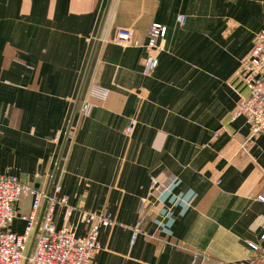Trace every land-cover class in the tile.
<instances>
[{"label":"crops","instance_id":"0c3cea01","mask_svg":"<svg viewBox=\"0 0 264 264\" xmlns=\"http://www.w3.org/2000/svg\"><path fill=\"white\" fill-rule=\"evenodd\" d=\"M107 1L0 0L1 174L47 192ZM156 22L167 33L150 50ZM120 27L135 44L114 42ZM263 28L264 0H112L84 89L107 96L76 114L55 180L57 227L83 235L82 211L113 214L91 264H264L250 246L264 248V134L234 114L248 94L236 72ZM152 175L195 194L170 231L156 223L162 204L143 203L161 190ZM32 201L16 203L10 230L24 231Z\"/></svg>","mask_w":264,"mask_h":264},{"label":"built area","instance_id":"2783aa9c","mask_svg":"<svg viewBox=\"0 0 264 264\" xmlns=\"http://www.w3.org/2000/svg\"><path fill=\"white\" fill-rule=\"evenodd\" d=\"M180 24H184L186 16H177ZM167 33V26L161 23H153L149 29L147 47L161 50L163 40ZM114 42L122 46H132L136 43L134 29L120 27L117 29ZM159 59L149 53L145 59L143 71L152 74L158 67ZM236 75L243 79L248 89V94L243 96L234 112L235 116H244L251 127L252 136L264 134V28L261 29L255 39L254 46L248 56L242 59ZM107 90L98 84H92L84 92L77 115L89 116L95 106L92 98L104 100ZM181 180L172 175L165 181L158 176H151V192L161 188L155 196V202L143 200L148 207L156 203L162 204L156 223L164 230L170 231L172 224V210L174 206L183 209L192 205L195 194L192 190L178 191ZM61 190V183L57 181L53 185V193L50 194L46 210L42 216L39 231L32 249L28 264H91L92 256L100 248L99 234L102 227L114 223V217L110 211H82L81 219L87 229L83 235L77 234V228L73 224L57 227L54 222V210L56 194ZM31 196L32 207L28 214L21 217L25 220V229L22 233H16L9 229L13 220L18 216L16 203L23 196ZM46 192L35 188L17 176H8L0 173V264H24L27 249L38 222L39 211L42 208ZM260 199H264L262 195ZM72 213L71 208L66 210V218ZM140 223L134 228L132 242H134ZM264 239V234L262 235ZM255 251L264 253L255 243H250Z\"/></svg>","mask_w":264,"mask_h":264},{"label":"water","instance_id":"95a60500","mask_svg":"<svg viewBox=\"0 0 264 264\" xmlns=\"http://www.w3.org/2000/svg\"><path fill=\"white\" fill-rule=\"evenodd\" d=\"M111 2H112V0H108L107 1L106 8L104 10V13H103V16H102V19H101V22H100V25H99V28H98L97 36H96V39L94 41V44H93V47H92V50H91V53H90V56H89V60H88V63H87V66H86V69H85V72H84V75H83V78H82V81H81V85H80V88H79V91H78V94H77V97H76V100H75V103H74V107H73L72 113H71L69 124H68L67 130L65 132V135H64V138H63V141H62V144H61V148H60V151H59V154H58V158H57V161H56V164H55V167H54V171L52 173V176H51V179H50V182H49V186H48V189H47V192H46V196L44 198V202H43V205H42L39 217H38V222H37V225L35 227L34 233L32 235V238L30 240V243H29V246H28V249H27V253H26V258L24 260V264H28L29 263V258H30L32 249L34 247L35 241H36V237H37V234H38V231H39V227H40V223H41V220H42V216H43V214H44V212L46 210V207H47V204H48V200H49V196L51 194L53 185H54L55 180H56L57 172H58V169H59V166H60L64 151H65L67 142H68V138L70 136V132H71V129H72V125H73L76 113L78 111V108H79V105H80V102H81V99H82V96H83L85 85H86V82H87V79H88V76H89V72H90V69H91V66H92V63H93V60H94V56H95V53H96V50H97L99 39H100V37L102 35V31H103V28H104V25H105L106 17H107L108 10H109Z\"/></svg>","mask_w":264,"mask_h":264}]
</instances>
